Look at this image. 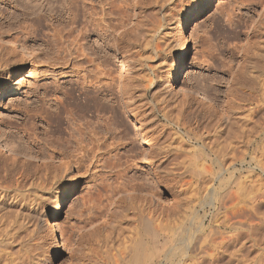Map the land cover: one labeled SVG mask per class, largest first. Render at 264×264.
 Returning <instances> with one entry per match:
<instances>
[{
    "label": "rangeland",
    "instance_id": "rangeland-1",
    "mask_svg": "<svg viewBox=\"0 0 264 264\" xmlns=\"http://www.w3.org/2000/svg\"><path fill=\"white\" fill-rule=\"evenodd\" d=\"M62 1L0 0V87L8 82L16 64L21 70L16 89L0 99V135L22 151L14 157L3 152L0 145V184L13 188L24 174L38 172H49L51 180L44 192L45 202L37 210L44 212V218L33 215L34 229L19 232L15 258H28L31 262L25 263L29 264H126L132 257V248L127 250L132 247V233L149 209L164 224H183L188 229L194 225L193 230L197 220L206 214L207 232L210 226L215 228L214 234L218 229L216 233L224 231L218 226L221 213L213 223L214 209L202 207L199 190L208 184L218 185L217 173L227 167L228 172L235 168L237 180L242 172L240 179L247 180V184L250 181L249 186L245 184L246 191H241L254 203L247 200L242 205L244 217L241 216L246 217L241 218L245 222L244 228L239 229L243 230L242 238L237 239L239 243L229 242L222 254L225 256H220L215 264H243L245 259L248 264L254 256L264 254V96L259 72L264 40L255 62L246 66L253 47L252 30L264 9V0H73L82 6L88 4L84 22L70 24L73 36L87 25H93V29L102 16V36L93 30L89 37L80 39L88 57L77 56L72 46L65 54L50 44L58 37L55 32L59 23L64 25L59 19V14L65 12ZM94 2L98 15L89 13L94 11L90 6ZM66 12L63 15L67 17ZM185 13L190 14L186 23ZM88 58L93 61L89 63ZM119 58L128 59L133 71H120L124 65ZM77 73L87 80L100 76V82H107V86L101 84L106 89L103 93L108 92V82L112 83V90L120 99L111 101L112 96L104 94L102 123H108L111 129L107 133L102 127V152H109L96 157L77 155L72 131L79 118L71 105L68 104L70 108L62 101L64 92L78 81ZM131 77L140 87L133 86ZM135 87L141 93L145 89L147 92L146 97L136 101L134 109L138 120L146 124L142 122L143 130L125 105L127 88L135 91ZM198 92L213 93L219 101L201 104L196 98ZM181 101L185 103L183 109ZM157 104L169 105L166 118L159 114ZM178 106L182 112L177 117ZM151 108L156 115H151ZM175 119L186 125L180 128ZM144 130L154 144H142L143 137L148 136ZM145 156L152 163L145 162ZM249 170L254 172L248 173ZM53 172H58L57 177L51 179ZM63 181L74 187L57 216L58 225H54L48 216L49 204ZM244 183L236 187H245ZM232 184L237 197L239 189ZM142 191L147 194L145 198H140ZM249 194L257 195L253 199ZM6 199L4 206L8 211L18 206L13 205L12 198ZM220 234L214 236L220 238ZM240 256L243 261L238 260ZM165 263L161 260V264ZM206 264L212 263L207 259Z\"/></svg>",
    "mask_w": 264,
    "mask_h": 264
},
{
    "label": "bare ground",
    "instance_id": "bare-ground-1",
    "mask_svg": "<svg viewBox=\"0 0 264 264\" xmlns=\"http://www.w3.org/2000/svg\"><path fill=\"white\" fill-rule=\"evenodd\" d=\"M100 1L101 0H99V2ZM62 2L65 4L64 5L62 3L64 5L65 12L67 11L66 14L68 16L66 17L63 15L65 12L63 14L62 13L59 14L60 15V18H59L60 22H63L64 25L61 27L62 23H59L60 28L57 27L58 28L57 32H55L58 37L55 36L56 39L51 41L52 43H50V44H52L53 47H55L56 49H58L62 53H64L66 51L65 54L67 52L68 53L70 52L68 49H70V47L72 46L71 48L75 49L76 52L78 53L77 56L81 55L84 57H88V55H87L88 53L85 52V49H86L85 45L82 42H80V39L81 38L84 39L87 36L89 37L90 32H92L93 30H94V32H97L98 35L102 36V16L100 15L98 17V22L96 23V25H94L93 29H92L93 25L91 27H89L86 24L87 27L80 29L79 33L77 35L73 36V34H72L73 33V27H71L70 24H74V23L79 24L80 22H84V18L87 17L86 14L88 11V4L85 3L86 5L83 4V6H82L79 4H75L76 2L74 3L73 0L72 1L69 0V2H68V0L67 1L63 0ZM86 6H87V8H86ZM90 6H92V10H94L95 12L91 11L89 13H95L96 15H98V11L96 10L95 2H94V4L92 3V5H90ZM49 8L51 11H53L54 10L53 4H50ZM99 14H101V13H99ZM52 16H53V13H52ZM189 16H190L189 13H185L183 15L184 23L187 22V18ZM93 18H96V16ZM94 21H97V20H94ZM86 25L84 24V26H86ZM252 31H253V33L251 36V42L250 43H252L251 45L253 47L251 48V50L249 52L250 54H248V57L246 58V61H247L246 66H249L253 62H255V60L258 57V54L260 52V48H262L261 45L263 43L262 41L264 40V9L262 10V12H261L258 20L256 21ZM0 38H1V36H0ZM11 41L12 40H10V42ZM14 44H15V42L13 43V45ZM14 46H16V45H14ZM262 49H263V52H261L262 54L259 56V58L261 57V59H260L261 64L260 63H258V64H260L259 72L262 75L263 81L261 80V82H262L263 96H264V47ZM64 56H67V55H64ZM58 58H61V57L59 56ZM63 58L64 57H62V59ZM89 59L90 58H88L89 63H90V61H93V60H89ZM119 60L121 61L122 65H124V68L120 69V71H123V70L125 71V70H130V69L133 71L132 65H130L131 63L128 62L129 61L128 59L127 60H125V59L121 60L119 58ZM20 71L21 70L19 69V66L16 64V66L14 67V69L12 70V72L10 74L8 82H6L4 86L0 87V99L4 98L7 94H9L11 91L16 89L17 85L20 82L17 80V77L20 74ZM77 74H78L77 76L79 78L78 81H76L75 83H72L71 88L70 89L68 88V91L64 92L65 98H63L62 101L64 100L65 105H66V103H67V105L68 104L71 105L72 108L69 105L68 106L73 110L75 115H77V117L79 118V120H78L74 117V115L71 114L74 117L73 119L78 120L75 123L76 126H73L74 128L72 131V135L74 136V141H76L77 145H78V147H77V145L75 147V148H78L77 149L78 152L74 149L77 152V155H78V153H80V155H82V158H83V156L85 158V157H87L86 155L92 154L93 156L96 157L97 155H101V154L108 151V150H106V151L102 152V127L105 126V128L103 130H105L107 133L110 132V129H111L107 125L108 123H106V124L102 123V102L105 99L104 94L105 95L110 94L112 96L111 101H114V100L116 101V100H120V99H118L116 97L117 93L114 94L115 91L112 90L113 85L110 82H108V86H109L107 89L108 92L103 93V91L106 89H103L101 84H104L107 86V82H105V81L100 82L101 81L100 76L94 75L93 79L87 80V78L85 76H83V75L81 76L79 73H77ZM140 77H141V75H140ZM131 78H132V82H133V77H131ZM144 79H146V77H143V80ZM113 84H114V86L116 85L115 83H113ZM132 84H133V86H136L137 88L140 87V85L137 86V83H135V82H133ZM94 85H95V87L92 88V86H94ZM130 85H131V83H130ZM143 85H141V86H143ZM136 87L134 88V90L136 89ZM128 89L129 88H127L126 95L124 94L126 96V98H124V99L127 100V102L125 101V103H126L125 105H126L127 110L130 112V114H132L133 117L136 120H138V116H137L138 113L135 114V110H134V109H136L135 103H136V101L143 99L144 96L146 97L147 92H146V89L143 90L144 92H142V93L139 92L138 90L133 91V89H132V91H130ZM196 98L199 101V103H201V104L205 103V104L212 105L213 103H218V101H219L217 96L214 95L213 93H210V92H198ZM62 101H60V104H61V106L64 107V105H62ZM184 101L183 102L181 101V103L179 102V104H181L182 109H183V106L185 105ZM113 103L114 102H112V104ZM182 104H183V106H182ZM172 105H173V103H172ZM113 106L114 105H112L111 107H113ZM117 106H118V104H117ZM167 106L169 107L168 104H165L162 106L157 104L158 112L164 118L167 117V112H166ZM66 107L67 106H65L64 109ZM181 108L179 107L178 111H177L178 108L176 109L177 117L182 112ZM66 110H67V108H66ZM72 110L70 111L71 113H72ZM153 111H154V108H151L150 113H152L151 114L152 116L156 115V114H153ZM58 112L60 113L59 116L62 117L63 112L61 110H59ZM115 113H117V112H115ZM262 113H263L262 122H263V126H264V98H263ZM191 114L195 115L196 113L191 112ZM152 116L149 118L150 121H152L154 119ZM69 118H71V117H69ZM177 119H175L176 120L175 124L181 128V126H183L186 122L183 123V125H182V121L177 120ZM140 120H141V115H140ZM142 122H144V120L143 121L141 120V122L139 121V124L140 123L142 124L141 126H139V125H137V126H139V128H142V130H143L145 126L143 125ZM146 122H148V121H146ZM144 124H145V122H144ZM180 128H178V129H180ZM146 130H148V129L146 128ZM146 130H144V131L146 132ZM145 135H148V131L145 133ZM149 138H150L149 135L144 136L142 144H144V143H149V144L153 143L154 144V142ZM212 140H214V139H212ZM207 141H209V140H207ZM71 142H72V140H71ZM210 142H212V141H210ZM239 142H241V141H239ZM249 142H247V144ZM245 144H246V142H245ZM0 145H1V150H3V152L5 151L6 153H9V155H12L14 157L15 156L17 157L19 154L21 155V153H22V151L20 152V150H17L18 148L16 149L12 144H10L8 142V140H6L4 138V136H2V134L0 135ZM208 145H209V143H208ZM218 147H220V146H218ZM224 148H225V145H224ZM228 148H229V146H228ZM212 149H214V148H212ZM215 149L217 150V147H215ZM262 150H264V149H262ZM215 152H214V154H215ZM220 154H222V153H220ZM237 154H238V152L236 153V155ZM242 155H243V153H242ZM153 156L155 157L154 154H153ZM241 156L239 155V157H241ZM145 157H146L145 162L152 163V159L150 160L149 156H145ZM209 157H210V155H209ZM213 157H212V159H213ZM219 158L216 157L215 159L220 160ZM230 158L232 160L233 156ZM230 158H229V160H230ZM97 159H99V158H97ZM234 160L231 161V163L227 162L229 164L228 166H231L230 164H232V162H235ZM258 161H259V159H258ZM203 162H204V160H203ZM227 163L225 166H227ZM260 163H261V161H260ZM204 165L205 164H203L202 166H204ZM223 165H224V162H223ZM207 166H209V165H207ZM228 168L229 167H227L226 169L224 168L225 170L222 171L223 173L222 172L220 174L217 173L218 174L217 180L219 181L218 185H216V186L213 185V187L212 186L210 187L209 184L208 185L205 184L208 187H201L202 189L199 190V191L202 190L199 194V196H200L199 199H201V201H202L201 202L202 207L203 208L211 207L214 209V213L211 212V214H214V216H213L214 218L213 217L212 218L215 219V220H213V223L217 222V220L219 219V216H220L219 213H221V216H220L221 219H219L220 222L218 221V223H220V224L218 226H219V228L224 229V231L222 230V231H219L218 233H216L218 230H220V229H218V230H216V232L214 234L213 231L215 228L212 229L210 226L208 231L210 232V228H211V232L210 233L207 232V227L209 224L206 225V221L204 219L206 214L201 219V221L198 222V220H197L198 225L193 230L192 228L194 225H191L192 227L190 226L188 229V226L187 227H186V225L183 226V224H179V225H182V226H179V225L174 223V225H176V227H174L173 224H172V226L169 224L167 225L166 223L164 224V221H162L163 222L162 223L161 219L158 220L160 217L157 218L158 215L156 216L155 213L151 209H149L146 212V216L141 215V222L139 221L140 225L138 224L139 227L136 225L139 229H137V227H136V229H137V230L135 229L136 233L135 232L132 233V236L135 234L133 236L134 238H131L132 237L131 235H130L131 237H129L132 239V241L131 242L128 241V242H129V244L132 243V247H128L127 250H129V248L130 249L132 248L131 249L132 251L129 250L132 253V255H131L132 257H131V260H129L130 262H128V259H127L126 262H128V263H126V264L131 263V261H132L131 264H156L157 262H159L161 264V260H163V259L166 262L165 264H206L207 259L212 264H215V261H216V263H218L217 262L218 258L220 256H225V255H222L225 252V248H226L225 246H228L229 242L234 241V243H235V240L236 241L241 240L239 238L241 237V231H243V230L239 231V229H241L242 227L244 228V223H245V222L241 221L242 216L244 217V214H242L243 213L242 207L244 206L243 204L245 203V201L247 202V200H248V199H246V192H244V191H246L245 190V188H246L245 184H247L248 181L240 179L241 173H242V172H240V173H238L240 175V177H238V178L240 181L242 180L243 182H238L239 180H237V177L235 176V173H234L235 168L233 169L232 172L231 171L228 172ZM200 169L203 170V168H201V167H200ZM209 169H207V170H209ZM253 170H251V171L249 170L248 173L254 172ZM237 171H239V170H237ZM30 172H32V171H30ZM216 172H218V171H216ZM48 173L38 172V173H35V175L34 174L32 175L31 173H30L31 175H29L28 173L24 174L23 178H22V180H20L19 184L16 183L17 186H15L13 188H10L8 186H6L4 188L0 184V190H1L0 191V264H29L31 262V261H27L28 258H27V260H25L26 258L24 259L23 257H22L23 259L21 257H20L21 259H19V260L16 259L17 257L13 255L14 254V252H13L14 251V245H15V242L18 241L17 237H18L19 232H22L21 230H23V231L24 230H26V231L30 230L31 231L32 229H34V228H31V227H33V221L31 220V217H33V215L34 216L37 215V217L38 218L40 217L41 219L44 218V212L38 213L37 210H38V206L40 204H42L43 202H45L44 200L46 199L45 193H44L45 190L47 189L46 185H47V183L51 182V180H49L50 179V175H49L50 173L49 174ZM57 173L58 172L54 173L53 176L51 177V179L57 177ZM227 173H229V175ZM21 174L22 173H20V175ZM212 175H214V174L212 173ZM248 176H250V175H247V177ZM20 177H22V176H20ZM233 177H235V180H237V181H234ZM243 177H246V175H243ZM202 178H203V176H202ZM248 178H245V179H248ZM60 179H61V177H60ZM208 179L210 180L209 177H208ZM250 180L254 181L253 179H250ZM232 181L234 182V184H232L233 183ZM241 183L242 184L244 183L245 187L240 186V189L238 187H236L237 185L238 186L241 185ZM231 184L235 185V187L237 189H239L238 195L236 192L237 197L235 196V194L233 192L234 189L232 188ZM249 184H250V181L247 185L249 186ZM73 187H74V184L73 183L71 184V182H65V181L61 182L60 187L57 190L54 199L52 198V201H50L51 203L49 204L48 216L51 220H53L54 225L55 224L58 225L57 216H58V214H60L63 211L64 207L66 206L68 199H69V196L73 190ZM40 190H41V192H40ZM241 190H244V191H241ZM141 193H142V196L140 194V196H141L140 198H145L144 195H147V194L143 193V191ZM248 193H247V195H248ZM256 195L253 197V196H250V194H249V197L250 198L253 197V199H254L256 197ZM7 196L10 200L12 198V203H14L13 205L16 206L18 204V206H16V208L10 207L9 211L7 210L8 208H6L7 206L6 207L4 206L5 202L7 201V199H6ZM128 198H131V200H132L133 197H128ZM248 201H250V200H248ZM250 202L252 203L253 201H250ZM255 204L257 205V203H255ZM251 206L253 207V205H251ZM243 209H244V207H243ZM196 214H197V211H196ZM196 214L194 217L198 216L200 219V216L196 215ZM49 218H47L46 220H48ZM245 218H242V219L244 220ZM250 218H252V217H250ZM191 219H192V217H191ZM238 219H240V220H238ZM193 220L196 221L195 219H193ZM193 220L191 221V224L194 222ZM185 222H184V224H185ZM212 227H214V226H212ZM191 230H193V232ZM187 232H188V234H187ZM185 234H187V236H185ZM216 234H220V238H217L216 236H214ZM131 239H129V240H131ZM244 241H245V239H244ZM238 243H239V241H238ZM57 245H58V243H56L55 253L58 251ZM240 245H239V247H240ZM244 248H245V246H244ZM232 250H234V249H232ZM239 250H240V248H239ZM161 251H162V253H164L163 255L161 254ZM258 252H259V250H258ZM263 253H264V251H263ZM156 254H157V257L155 258ZM233 254L235 255V253H233ZM259 255L260 256H254V258L253 259L251 258V260L248 259L249 257H246V255H245L247 260L248 261L250 260L248 262V264H264V254H262V255L259 254ZM128 256H130V255H128ZM243 256L244 255H242V257ZM240 257H238V260L239 259L242 260L244 258V257L243 258L242 257L240 258ZM128 258H130V257H128ZM25 261H27L29 263H27V262L25 263ZM37 262H40V261H37ZM41 263H43V262H40L39 264H41ZM243 264H247L246 259H245V263H243Z\"/></svg>",
    "mask_w": 264,
    "mask_h": 264
}]
</instances>
